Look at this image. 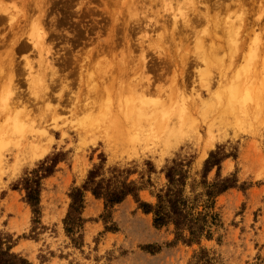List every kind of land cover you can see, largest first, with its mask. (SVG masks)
Segmentation results:
<instances>
[{
    "label": "rangeland",
    "instance_id": "rangeland-1",
    "mask_svg": "<svg viewBox=\"0 0 264 264\" xmlns=\"http://www.w3.org/2000/svg\"><path fill=\"white\" fill-rule=\"evenodd\" d=\"M263 105L264 0H0V232L33 264H264ZM218 150L242 188L217 199L213 240L174 244L132 197L106 224L91 193L67 234L95 167L156 203L174 161L189 192ZM55 156L34 223L19 183Z\"/></svg>",
    "mask_w": 264,
    "mask_h": 264
},
{
    "label": "trees",
    "instance_id": "trees-1",
    "mask_svg": "<svg viewBox=\"0 0 264 264\" xmlns=\"http://www.w3.org/2000/svg\"><path fill=\"white\" fill-rule=\"evenodd\" d=\"M224 157L220 151L211 152L206 160L202 179L198 184L189 186L190 172L188 164L174 161L166 169V188L155 194L156 203L143 201L139 193L141 188L134 182L105 179L102 166L92 169L81 187L72 189L69 211L64 220L66 232L74 237L82 230L86 220L83 213L86 207V193H91L98 200H103L106 224L111 218V210L132 197L145 214L153 216V226L161 230L173 227L174 244L187 246L200 245L203 239H214L215 228L222 227L220 214L216 211L217 199L231 189L242 188L236 175L223 177L221 165ZM59 163L58 156L47 158L41 165L26 175L19 186L25 192V202L31 207L38 223L41 215V194L43 181L55 173ZM216 168L214 181H209L210 172ZM18 186V188H19ZM200 187L201 192H196ZM17 189V188H15ZM111 231L112 228H107ZM15 241L11 235L0 232V264H33L21 254L13 252Z\"/></svg>",
    "mask_w": 264,
    "mask_h": 264
},
{
    "label": "bare ground",
    "instance_id": "bare-ground-1",
    "mask_svg": "<svg viewBox=\"0 0 264 264\" xmlns=\"http://www.w3.org/2000/svg\"><path fill=\"white\" fill-rule=\"evenodd\" d=\"M16 14H17V11H16V13H15L14 15H11V14H8V15H10L11 17L14 16V17L16 18V16H17ZM11 17H10V19H11ZM14 17H12V18H14ZM8 19H9V17H8ZM12 20H14V19H12ZM12 20H11V21H12ZM9 22H10V21H9ZM262 75H263V74H262ZM11 82H13V81H11ZM262 86H263V85H262ZM254 87H255V86H254ZM208 89H209V88H208ZM142 91H143V90H142ZM142 91H141V92H142ZM144 92H145V91H144ZM146 92H147V91H146ZM259 94H260V93H259ZM236 95H237L236 97H238V93H237ZM239 97H240V96H239ZM253 98H254V97H253ZM258 100H259V99H258ZM261 106H262V105H261ZM263 106H264V105H263ZM253 111H254V110H253ZM260 111H261V110H260ZM213 116H214V115H213ZM216 116H218V115H216ZM205 119H206V118H205ZM207 119H208V118H207ZM212 120H213V119H212ZM204 121H206V120H204ZM204 121H203V123H204ZM213 121H214V120H213ZM213 121H211L210 125H208V128H207V129H208V133H209V131H210V129H211L210 126L213 127V123H212ZM207 122H208V120H207ZM207 122H205V123H207ZM205 123H204L203 125H205ZM208 124H209V123H208ZM211 124H212V125H211ZM215 124H216V123H215ZM219 124H220V123H219ZM217 125H218V124H217ZM220 125H221V124H220ZM220 125H219V126H220ZM209 128H210V129H209ZM211 131H212V130H211ZM211 133H212V132H211ZM211 133H210V134H211Z\"/></svg>",
    "mask_w": 264,
    "mask_h": 264
}]
</instances>
